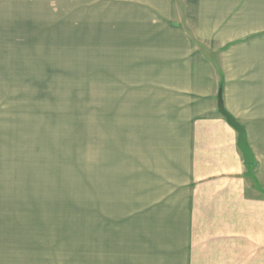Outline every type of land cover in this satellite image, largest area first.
Returning <instances> with one entry per match:
<instances>
[{"label":"crops","instance_id":"obj_1","mask_svg":"<svg viewBox=\"0 0 264 264\" xmlns=\"http://www.w3.org/2000/svg\"><path fill=\"white\" fill-rule=\"evenodd\" d=\"M118 1L154 50L157 131L127 167L34 169L26 126L25 162L1 151L0 264H264V0ZM65 3L0 0V49Z\"/></svg>","mask_w":264,"mask_h":264},{"label":"rangeland","instance_id":"obj_2","mask_svg":"<svg viewBox=\"0 0 264 264\" xmlns=\"http://www.w3.org/2000/svg\"><path fill=\"white\" fill-rule=\"evenodd\" d=\"M62 13L54 17L58 24L38 17L33 33H11V47L0 49V134L9 135H0V161L2 151L10 167L25 162L26 126L34 169L121 168L143 160L145 138L161 114L153 48L122 26L121 1L66 0Z\"/></svg>","mask_w":264,"mask_h":264},{"label":"water","instance_id":"obj_3","mask_svg":"<svg viewBox=\"0 0 264 264\" xmlns=\"http://www.w3.org/2000/svg\"><path fill=\"white\" fill-rule=\"evenodd\" d=\"M220 111L225 116L229 124H231L235 130L238 132V140L237 145L242 152L244 156V160L247 164H253V153L251 152L250 148L248 147L246 143V136H245V130L241 124H239L234 118H232L223 108V106L220 104Z\"/></svg>","mask_w":264,"mask_h":264}]
</instances>
